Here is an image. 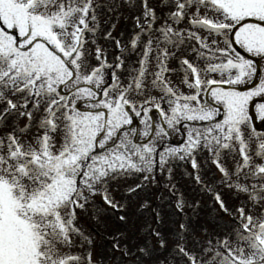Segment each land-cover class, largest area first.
<instances>
[{
    "label": "snow or ice",
    "instance_id": "6c2138e0",
    "mask_svg": "<svg viewBox=\"0 0 264 264\" xmlns=\"http://www.w3.org/2000/svg\"><path fill=\"white\" fill-rule=\"evenodd\" d=\"M257 97L264 0H0V264H264Z\"/></svg>",
    "mask_w": 264,
    "mask_h": 264
},
{
    "label": "rangeland",
    "instance_id": "374dc122",
    "mask_svg": "<svg viewBox=\"0 0 264 264\" xmlns=\"http://www.w3.org/2000/svg\"><path fill=\"white\" fill-rule=\"evenodd\" d=\"M257 98H260V99L258 101H254L253 104H252V106H251V114L253 116H255V105L258 104V103H260V102H263L264 101V97H257ZM255 124H256L257 128H260V129L264 130V125H261V123H260L259 120H256L255 121ZM177 175H179V172H177ZM156 191H159V190L157 189ZM224 198H225L226 201H228L230 199L229 194L227 192L224 193ZM84 223H85V227L88 230H90V231H102L101 229H98L96 227V225H94L93 223H91V222H89L87 220H85Z\"/></svg>",
    "mask_w": 264,
    "mask_h": 264
}]
</instances>
